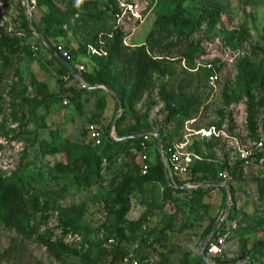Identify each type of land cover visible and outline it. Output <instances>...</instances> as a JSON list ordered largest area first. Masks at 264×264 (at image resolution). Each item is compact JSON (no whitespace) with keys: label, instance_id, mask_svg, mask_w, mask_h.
<instances>
[{"label":"rangeland","instance_id":"obj_1","mask_svg":"<svg viewBox=\"0 0 264 264\" xmlns=\"http://www.w3.org/2000/svg\"><path fill=\"white\" fill-rule=\"evenodd\" d=\"M88 1L108 16L101 28L106 32L120 30L124 46L130 49L142 46L156 19L173 7L170 0ZM208 1H217L223 10L213 29L203 24L190 39L199 43L203 55L186 62L173 51L169 76H153L154 88L125 117L122 109L115 110L112 92L92 89L80 77V81L69 78L45 48L35 51L38 39L19 22L22 0H0V28L26 47L11 60L0 81V177L16 178L19 187L36 196L42 208L41 215L24 224L29 241L16 239L0 227V264H126L119 262L121 255L130 261L127 264H200L199 243L210 226L215 235L203 243L202 255L211 264H264V162L232 172L237 162L233 147L264 139V107L254 115L255 133L250 134L247 128L244 84L237 69L241 60L249 59L264 74V57L254 51L260 48L264 52V0ZM25 3L27 18L31 24L46 28L43 39L51 47L66 54L82 47L84 39L75 30L73 18L66 15V0H52L51 5L42 0ZM199 4L194 1L183 6L192 14V5ZM111 12L118 15L110 17ZM234 31L246 34L242 41L237 36L229 45L227 38ZM178 38L171 35L170 40L178 42ZM86 64L81 50L70 66L83 74ZM209 64L218 77L213 85L202 71ZM179 86L187 94H197L201 107L193 120L183 124L176 139L180 143L187 139L190 151L202 159L199 176H213L224 164L229 166L226 184L232 199L228 200L220 188L200 189L199 199L191 190L177 194L159 183L141 181L139 157L147 153L154 163L151 144L144 146L141 154L132 151L133 157H121L99 177L79 184L71 179L64 184L52 180L56 164L93 153L83 135L89 120H97L105 129L112 124L116 127L121 117L117 126L120 134L177 130L179 118L169 117L166 105L175 108L168 95L176 93ZM56 94L60 96L46 99ZM209 126L240 142L194 136ZM124 178L134 181L133 195L126 198L129 212L118 225L122 235H117L114 213L107 212L104 201L115 197ZM19 242L18 255L2 258ZM42 242L54 244L61 260Z\"/></svg>","mask_w":264,"mask_h":264},{"label":"trees","instance_id":"obj_2","mask_svg":"<svg viewBox=\"0 0 264 264\" xmlns=\"http://www.w3.org/2000/svg\"><path fill=\"white\" fill-rule=\"evenodd\" d=\"M68 4L67 14L74 20V28L83 37L84 43L77 51L82 50V56L86 59V71L78 73L85 83L89 86L102 85L107 87L115 97H117L121 103L124 116H130L132 114L135 105L142 101L145 94L149 93L154 88L153 76L158 79H164L169 76L171 72L169 57L173 51H177L178 58L184 59L186 62H192L202 56L203 52L199 48V43L190 41L191 37L199 30V28L205 24L207 29L211 30L215 27L216 21L222 14V6L217 1L205 0H170L172 8L162 14L154 22L153 29L147 35L145 42L142 46L130 49L123 44V34L120 30H114L106 32L102 27L104 19L108 17L105 12H100L97 9V4L88 0H66ZM199 2V6H193V13L191 14L188 7L183 5L186 3ZM208 1V2H207ZM44 3L51 5L52 0H42ZM112 3V2H110ZM19 18L21 27L24 31L30 33V29L27 22V15L24 13L21 3L18 5ZM118 15L116 12H111L110 17ZM101 24V25H99ZM42 38L46 39L47 30L43 26L42 29L32 24ZM244 31H234L227 38V43L232 45L236 41V37L239 40L244 39ZM171 35L178 36V42L170 40ZM37 49H44L43 45L37 41L35 44ZM182 48V49H181ZM26 49L25 46H20V42L15 37H10L4 33V30L0 28V81L6 71L11 66L12 59ZM53 51L59 57L62 58L58 52L57 47L52 46ZM91 49L97 51L99 55L91 54ZM46 53L48 51L44 49ZM77 51H69L67 54L68 60L66 62L70 65L77 56ZM258 54L264 52L257 48ZM57 66L64 71L69 78L73 79L72 75L63 67V65L52 57ZM64 59V58H62ZM65 60V59H64ZM239 72V78L244 84L243 95L246 99V123L250 134L255 133L254 115L258 110L264 107V74L261 67L253 64L249 59H243L237 65ZM206 76V80L211 74V71L207 69L202 70ZM192 85H185L189 88ZM197 89V88H196ZM60 94L47 96L46 99L53 100L55 97H59ZM168 97L172 103L175 104V108H171L170 104L166 105L167 113L171 118H179L177 130L170 133L159 132L162 144V152L166 157L168 149L173 145L179 144L180 140L176 139L179 131L182 129L185 122L191 121L198 114L201 103L196 95L187 94L182 86L177 88L176 93L170 94ZM114 100L115 110L117 109V103ZM227 100V97H225ZM122 118L118 119L116 127H114L115 138H123L125 136H132L138 133H118L117 126L121 123ZM91 125H99L97 120H89L85 130L83 131L84 140L87 142V146L93 150L92 154L84 153L82 156H78L73 160L66 161V163L56 164L52 171V180L58 183H66L68 180L79 184V182L87 181L92 177H99L103 170L110 168L112 165L118 162L121 157H133L132 151L143 152L144 146L151 144L154 151V163L147 157V163L149 169L146 175L142 176L139 172V179L141 181H153L159 183L163 188L172 193H185V191L172 190L167 186L165 180V174L162 163L158 156L155 140L149 137L147 141H144L142 137L135 139H128L123 142H112L108 133L110 131V125L107 128H102L103 136L101 137L100 145L95 146L93 142L88 141V127ZM215 127V126H209ZM207 127V128H209ZM216 128V127H215ZM216 130H219L216 128ZM145 132H148L145 131ZM144 132H140L137 136H142ZM209 140H219L220 138H211ZM260 139L254 140V142ZM233 151V150H232ZM188 152L198 157V160H194L190 169V182L203 185H215L220 184L222 181L218 178V174H228L229 166H221L213 176H199L200 173L197 168L203 163L202 159L194 152ZM234 152V151H233ZM256 162L260 157L264 155L256 156ZM140 158V157H139ZM237 160V158H236ZM242 168V163L237 160L236 169ZM207 179V180H206ZM134 181L132 179L124 178L115 194L113 199L104 201V207L109 214L114 213L115 221V234L122 235V228H119V223L124 220L129 212V206L126 202V198L133 195L132 186ZM191 193L197 195V198L202 197V190L194 189ZM230 198L232 199V192H230ZM42 208H40L39 200L36 196H33L27 191H24L19 187L16 178H3L0 177V227L8 233H13L14 236L20 238L21 241H29L30 233L25 229L26 221L36 218L41 215ZM213 226L208 227L203 233L199 246L205 242V240L212 233ZM213 235H215L213 233ZM14 238V242L16 240ZM22 242L12 244L11 248L6 250L2 258H13L19 253V245ZM45 249L52 254L57 260H61L59 254H57L56 246L49 242H42ZM67 252V250H65ZM199 258V257H198ZM130 263L123 255L120 256L119 262ZM200 264L204 263L199 259ZM97 264V263H94Z\"/></svg>","mask_w":264,"mask_h":264},{"label":"built area","instance_id":"obj_3","mask_svg":"<svg viewBox=\"0 0 264 264\" xmlns=\"http://www.w3.org/2000/svg\"><path fill=\"white\" fill-rule=\"evenodd\" d=\"M58 52L61 54L62 58L68 60V56L65 52H62L61 48H57ZM36 51V49H35ZM91 54L93 55H99V53L93 49H91ZM206 69L211 71V74L208 77V83L210 85L215 84L218 81L217 74L212 70L211 64L206 66ZM110 132V131H109ZM103 136V130L99 125H91L88 127V141L93 142L95 146L100 145L101 137ZM114 136V132H113ZM195 137H198L199 139H205L209 140L211 138H217L221 140H232V141H238L235 137H229L224 130H216L215 127H209L205 129H200L197 132L194 133ZM109 137V133H108ZM115 137V136H114ZM144 141H147L150 136L149 134H144L141 136ZM154 138V137H152ZM155 140V138H154ZM237 143V142H236ZM241 143V148L239 146L233 147L234 149V155L236 156L237 160L242 163V168H247L253 163L256 162V156L258 155H264V139H260L257 142H252V144L243 145ZM189 144L188 140L185 139L184 143H179L173 145L170 149L167 151L166 157L164 156L161 148V155L158 154L160 161L163 166L164 174H165V180L167 182V185L170 186L171 183L169 182V178L171 176H190V169L192 167V163L194 160H198V157L194 154L188 152ZM158 153V152H157ZM140 161V172L141 175H146L149 165L147 163V158L144 155H141L139 158ZM264 162L263 157H260L258 160V164H262ZM218 178L221 179L222 183L227 182L228 175L226 173H220L218 174ZM184 188L186 189H194L195 186H187L185 185ZM127 260H124L126 262ZM135 264V263H133Z\"/></svg>","mask_w":264,"mask_h":264},{"label":"water","instance_id":"obj_4","mask_svg":"<svg viewBox=\"0 0 264 264\" xmlns=\"http://www.w3.org/2000/svg\"><path fill=\"white\" fill-rule=\"evenodd\" d=\"M25 4H26V3H25V0H22V5H23L22 8H23L24 13L26 14V5H25ZM27 22H28L29 29L32 30V31L34 32V35L36 36V38L38 39V41L44 46V48L49 52V54H50L51 56H53L58 62H60V63L63 65V67H64V68H65V69H66V70L72 75V77H74V78H76L77 80L80 81L78 73H77V72H76V71H75V70H74V69H73V68H72V67H71V66H70V65H69L64 59H62V58L59 57L57 54H55V52L53 51L52 47H51L47 42H45V40H44L39 34H37V33L35 32V30H34L32 24L30 23V21H29L28 18H27ZM80 83H81V82H80ZM84 87H86V86H84ZM88 88H90V87L88 86ZM91 88H92V89H94V88L103 89V90H105L106 92H108V93L111 94V91H110L107 87L102 86V85H95V86H92ZM112 96H113V98L115 99V101H116V103H117V111H121L122 106H121V103H120L119 99H118L117 97H115L114 95H112ZM113 130H114V124L111 125L110 132H109V139H110L112 142H123V141L128 140V139H135V138H137V137H141V136H125V137H123V138H119V139H117V138H115V137L113 136ZM149 135L155 138L156 150H157L158 154L161 155L162 144H161V138H160L159 133H157V132H153V133H150ZM219 185L224 189L225 196H226V198L229 200V198H230V192H229V189H228V187H227V184H225V183H220ZM180 189H184V190H185L184 187H182V188H180ZM228 209H229V205L226 206L225 214H227ZM213 233H214V230H213L212 233L209 235V237H210ZM209 237H208V238H209ZM208 238H207V239H208ZM204 243H206V242H204ZM204 245H205V244H203V245L201 246V248L199 249V251H198V257H199L200 260H202V261L204 262V264H211V261L208 260V259H205V258L203 257V255H202V249H203ZM244 264H250V263L247 262V261H245Z\"/></svg>","mask_w":264,"mask_h":264},{"label":"crops","instance_id":"obj_5","mask_svg":"<svg viewBox=\"0 0 264 264\" xmlns=\"http://www.w3.org/2000/svg\"><path fill=\"white\" fill-rule=\"evenodd\" d=\"M169 182L171 183L170 186H168L172 190H178V191H185V190H194V189H223L219 184L215 185H203V184H195L190 182V176H171L169 178ZM222 183V182H221ZM187 186H195L194 189H180ZM224 190V189H223Z\"/></svg>","mask_w":264,"mask_h":264}]
</instances>
